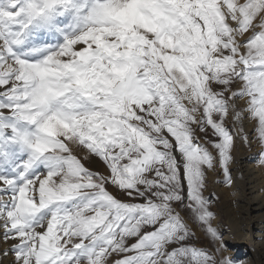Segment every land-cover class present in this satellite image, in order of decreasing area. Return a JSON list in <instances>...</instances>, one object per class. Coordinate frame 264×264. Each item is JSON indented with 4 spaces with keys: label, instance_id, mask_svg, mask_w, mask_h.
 Wrapping results in <instances>:
<instances>
[{
    "label": "snow or ice",
    "instance_id": "obj_1",
    "mask_svg": "<svg viewBox=\"0 0 264 264\" xmlns=\"http://www.w3.org/2000/svg\"><path fill=\"white\" fill-rule=\"evenodd\" d=\"M241 148L264 0H0V264H243L209 188Z\"/></svg>",
    "mask_w": 264,
    "mask_h": 264
},
{
    "label": "bare ground",
    "instance_id": "obj_2",
    "mask_svg": "<svg viewBox=\"0 0 264 264\" xmlns=\"http://www.w3.org/2000/svg\"><path fill=\"white\" fill-rule=\"evenodd\" d=\"M254 152L255 148L252 151L241 148L236 153L234 175L237 176L236 186L239 187L244 209L240 213L241 224L231 221V229L236 232L233 243L237 244L241 254L244 252L245 257H248L247 261L250 264H264V179L252 160ZM239 243L244 244V250L239 247Z\"/></svg>",
    "mask_w": 264,
    "mask_h": 264
},
{
    "label": "rangeland",
    "instance_id": "obj_3",
    "mask_svg": "<svg viewBox=\"0 0 264 264\" xmlns=\"http://www.w3.org/2000/svg\"><path fill=\"white\" fill-rule=\"evenodd\" d=\"M89 167L93 168L94 170H104L102 164H100L99 161H93L91 164H89ZM259 171L262 173V179H264V171L260 169ZM219 179L220 177L210 176L209 188L220 198L218 205H214L213 210L217 213V223L224 231V237H228V239H224L228 247V252L226 254L230 257H234L238 262H243V264H250L247 261L248 257H245L244 252H242L243 254H241L239 248L236 246L237 244L233 243V238L235 237L236 232L231 229V221H235L236 224L240 223V217L242 215L240 213L244 209V203L242 200H240L239 187L235 186V189L233 190L226 189L222 185L217 183ZM200 243L206 244V241L201 239ZM238 245L241 249L245 247L243 243H239ZM3 247H6V245L0 243V248ZM9 259H11V257Z\"/></svg>",
    "mask_w": 264,
    "mask_h": 264
}]
</instances>
